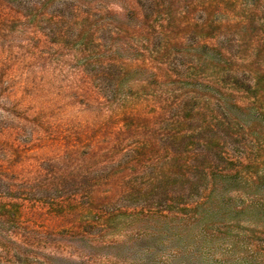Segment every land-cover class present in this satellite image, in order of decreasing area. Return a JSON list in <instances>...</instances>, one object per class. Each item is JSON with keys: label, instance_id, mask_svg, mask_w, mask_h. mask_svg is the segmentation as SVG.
Returning <instances> with one entry per match:
<instances>
[{"label": "trees", "instance_id": "obj_1", "mask_svg": "<svg viewBox=\"0 0 264 264\" xmlns=\"http://www.w3.org/2000/svg\"><path fill=\"white\" fill-rule=\"evenodd\" d=\"M220 1L222 4L231 2ZM216 2L218 4V0L202 1V4H206L202 6L208 17L212 15ZM179 3L185 5V13H190L192 6V11L197 7L196 0H0V91L10 87V73L17 67L27 74L22 83L25 89L34 84L32 74L72 69V73L68 72L75 76L74 84L77 87L72 99L83 106L85 113L93 116L100 117L105 109L113 108L118 112L116 116H120L119 122L122 124L118 131L108 132L110 126L115 127L113 121L109 120L107 127L100 129L105 135L98 140L100 130L94 129L96 123L87 121L84 126L70 123L58 125L51 120L53 113L48 114L49 106L9 111L19 126L0 127V264H72L71 258L63 256L62 246H54L52 251L35 247L29 235L22 234L24 229H29L25 226L32 221L23 218H42L46 213H38L35 209L38 204L48 207V212L55 216L66 214L72 208L77 211L79 199L83 201L81 206L89 204L87 209L94 219L91 225L93 229L89 225L81 233L73 232L57 242L62 244L68 237H82L86 253V262L82 264H96L101 258L105 261L103 264H232L231 258L237 259L239 256H242L240 264H264V247H251L244 253L238 251L239 247L233 241L230 244L233 249L231 254H222L220 241L214 242L208 230H197L194 236L188 234L194 223L187 224V221L193 220L196 229H199L197 224L205 215L211 214L215 203L232 201L233 194L241 188L240 171L213 162L214 158L224 159V153L212 154V149L221 144L222 138L210 137L201 141L193 135L188 136L192 139L184 145L191 156L173 153L167 166L160 171V178L152 179L153 183L150 180L147 184L135 185L126 193L144 199L152 196L156 200L155 205H162L164 199V202L176 205L179 211L175 213L168 206L157 210L153 207V211L145 205L136 207L132 215L147 217L137 216L135 219L142 233L127 239L131 245L123 244L124 250L120 256L99 253L104 249L116 250L120 247L119 243L101 242L99 236L102 230L94 228L112 214L103 208L109 203L108 194L111 195L110 191L114 190L110 182L116 184L115 179L112 180L116 173L114 159L121 153L122 145L134 136L145 132L155 133L157 127L164 128V123L160 122L165 120L164 115L150 118L144 107L135 111L128 109L126 104L129 99H134L135 94L131 85L123 80L126 75L137 71L145 76L141 81L151 88L160 86V80L162 83V80L171 77V73L163 69V63L154 57L151 49L152 41L161 34L158 29L165 32L166 27L175 25L177 19L172 13ZM156 15L161 17L157 19ZM202 25L205 33L208 25ZM214 26L212 21L209 30L214 29ZM248 32L252 31L243 26V32L229 40L225 49L215 44L214 50L219 53L217 65L221 69H226L232 61L230 55L235 46L245 49L247 42H254V45L258 44V51L256 48L254 51L260 56L261 42L253 39L249 41ZM206 47L200 45L201 57L208 53L202 50ZM160 50H155V53L159 54ZM147 56L159 67H150ZM261 64L260 59L255 62L256 66ZM247 72L244 82L248 89L262 85L260 80L254 78L257 75L255 71L249 69ZM97 80L103 89L107 81L117 80L111 95H102L93 89L92 82ZM219 96L217 101L221 105L219 110L222 115L240 118L241 115L251 114L249 107L237 109L235 101L227 94L221 92ZM166 107L170 111H177L179 106L173 102ZM253 113L260 116L256 109H253ZM176 118L182 120L181 113ZM175 123L181 124V121ZM208 128L212 132L215 126ZM27 130L30 137L25 135ZM115 135L117 139L107 140ZM183 137L179 142L172 138L171 146L176 148L185 144L186 135ZM38 146L41 155L36 154L35 158H31V148ZM137 162L141 163L139 159ZM133 163H136L134 158H129V161L125 160L119 166L124 165L126 170L129 165L133 167ZM107 186L112 187L98 198L99 191L102 193L100 189ZM201 194L203 197H199ZM197 196L199 199L195 201ZM224 210L230 212L228 207ZM151 217L156 219L152 221ZM146 219L151 221L142 223ZM171 219L181 223V228L163 229ZM56 233L52 231L51 236ZM160 234H170L167 238L169 241L180 236L176 247L168 250L174 252L175 256L141 244L146 238ZM207 243L214 244L207 247ZM219 256L222 261L217 259L214 263L213 258Z\"/></svg>", "mask_w": 264, "mask_h": 264}, {"label": "rangeland", "instance_id": "obj_2", "mask_svg": "<svg viewBox=\"0 0 264 264\" xmlns=\"http://www.w3.org/2000/svg\"><path fill=\"white\" fill-rule=\"evenodd\" d=\"M196 1L197 7L192 11V6L190 13H185V10H183L185 5L179 3L172 13L177 19L175 25L172 28L166 27L165 32L159 28L158 31L161 34L156 35V39L152 41V54L155 55L154 57H158L159 62L163 63V69H167L168 73H171V77L162 80V83L160 80V86L151 88L146 87V84L141 81L145 76L137 71L126 75L123 80L124 83L131 85L135 94L134 99H129L126 104L130 111L144 107L150 118L164 115L165 120L160 121L164 123V128L159 127V129L157 127L158 131L155 133L145 132L134 136L130 141L126 138L128 141L122 145L121 153L114 159L116 173L112 180L115 179L116 184L110 182L114 185V190L110 191L111 195L108 194L109 203L103 208H106L105 211L112 214L108 215L105 222L100 223V226L94 224V228L102 230L99 236L101 242L119 243L120 247L116 250L104 249L99 252L103 255L114 254L120 256V253L124 250L123 244L131 245V242H127V239L142 233L141 229H138L139 226L135 219L137 216L141 218L143 216L132 215L136 207L145 205L153 211V207L157 210L168 206L175 213L179 211L176 210V205L169 204L170 202L167 201L164 202V199L162 205H155L156 200L154 201L152 196L149 199H144L135 197L132 193L128 195L126 193L135 185L147 184L152 179L157 180L160 178V171L167 166L173 153L183 157L191 156L184 148V145L192 139L188 137L190 135L201 141L210 137L222 138L221 144L212 149V154L224 153V159L218 158V160H215L214 158L213 162H216L215 165L219 164L227 167V169L240 171L241 188L239 192L233 194L232 201L215 203L211 214L205 215L197 224L199 229H196L193 220L187 221V224L194 223L188 234L194 236L195 233L197 234V230H208L213 236L214 242L220 241L219 249L222 254H231L233 249L230 244H233V241L239 247L238 251L244 253L251 247H264V78H261L264 77V0H231L226 4H222L218 0V4L216 2L215 9L209 17L206 10L203 9L202 5H206L202 4L203 0ZM155 17L158 19L161 15ZM212 21L216 27L214 26V29L209 30ZM239 23H241L240 27L238 26ZM158 24L161 25L160 21ZM202 24L208 25L205 30L206 34L203 33L202 28L204 27L201 26L204 25ZM243 26L252 31L247 34L249 41L253 39V41L261 42L260 56L254 51V48L258 51V44L254 45V42H247V48L245 49L237 46L233 47L230 55L232 61L226 69H221L219 64L217 65L219 61L217 55L219 53L214 50L215 44L225 49L229 45V40H233L240 32H243ZM204 34L205 37H202ZM200 45L207 46L202 49L208 52L204 57H201L199 53ZM159 48H161L158 51L159 54L155 53V50L157 51ZM147 55L151 57L150 53ZM149 56H147L148 65L159 67L156 62V64L153 63V60L151 62ZM259 59L262 64L256 66L255 62ZM253 65L254 68L251 69ZM249 69L255 71L254 74L257 75L254 78L261 81L262 85H259L258 88L256 86L253 87L254 89H248L247 84L244 82ZM226 70L227 72H225ZM68 71L70 70L65 68V70L57 69L47 73L32 74L35 78L34 84L32 83L30 88L25 89L22 83L26 80L27 74L19 71V67H17L10 73V87L7 86L0 91V127L5 125L19 126L18 121L16 122L14 116L9 113L11 110L17 109L20 111L25 107L38 109V107L49 106L48 114L53 113L51 120L53 119L52 122L58 125L70 123L84 126L89 121L93 124L96 123L94 129L99 128L100 130L107 127L106 124L111 120L115 127L110 126L108 132L118 131L120 127L122 128V124L119 122L120 116H116L118 112L113 108L105 109L100 117L85 113L83 106L77 104V100L72 99L77 88L74 84L76 78L71 74L72 69L71 73ZM225 78H227L226 81H224ZM116 83L117 80L107 81L105 89H103L100 87L99 80H97L92 82V86L94 90L100 91L102 95H111ZM32 87H34L33 92L30 91ZM39 91H41V94ZM221 92L235 101L237 109H240L241 106L249 107L251 114L241 115L240 118L222 115L219 110L221 105L217 101ZM159 97L163 99L160 100ZM173 102H176L179 106L177 111H170L166 107ZM253 109H256L260 116L255 115ZM178 113H181L182 120L176 118ZM175 121H181V124L175 123ZM211 125L215 128L212 132H209L208 127ZM62 127L64 128V126ZM28 134L30 133L27 130L25 135ZM104 135V132L100 130L97 135L98 140L102 139ZM168 135L169 140L167 139ZM185 135V144L176 148L171 146L170 141L172 138L179 142ZM24 137L21 139L23 140ZM27 137H30V135ZM114 138L117 139V136L108 137L107 140ZM41 153L39 146L33 147L29 152V156L35 158L36 154L41 155ZM129 158H134L136 163H133V167L129 165L124 170V165L121 167L119 163H125V160L129 161ZM138 159L141 163L137 162ZM117 169L121 171L117 172ZM110 187L112 186L100 189L102 193L99 191L98 198L103 197ZM199 197H203V194ZM198 199L197 196L195 201H198ZM79 201L77 211L72 208L66 214H61V216L50 214L48 207L42 204L36 205L35 209L38 213L46 214L42 218L36 216L26 218L25 216L23 220L29 219L32 223L25 226L29 229H24L22 234H28L31 242L35 243V247H41V249L52 251L54 246H62L64 249L63 256L71 258L72 264L86 262L85 242L82 237H68V239L66 238L67 241L62 242V244L57 242V240L65 239L67 235L70 236L73 232L81 233L83 229L86 230L89 225H93L94 219H92L87 209L89 204L85 203L81 206L83 201L81 199ZM101 206L102 203L99 204V207ZM227 207L230 212L224 210ZM151 219L153 221L156 218L151 217ZM150 221V219H146L142 223ZM181 225V223H176L174 219H171L167 221L163 229H180ZM52 231L58 233L51 236ZM147 234H150V232ZM168 236L170 234H160L146 238L141 244L146 247L159 248L166 251L167 254L169 253L168 255L175 256L174 252H168V250L176 247L180 242V236L177 235V238L170 241L167 240ZM213 244L207 243L205 245L212 247ZM240 257L242 256L237 259L231 258L232 261L230 262L240 264ZM217 259L219 262L222 261L219 256L213 258V262ZM104 262L101 258L99 262L96 261V264H103Z\"/></svg>", "mask_w": 264, "mask_h": 264}]
</instances>
